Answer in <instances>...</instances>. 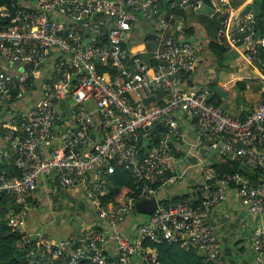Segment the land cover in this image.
Returning a JSON list of instances; mask_svg holds the SVG:
<instances>
[{
    "label": "built area",
    "instance_id": "2783aa9c",
    "mask_svg": "<svg viewBox=\"0 0 264 264\" xmlns=\"http://www.w3.org/2000/svg\"><path fill=\"white\" fill-rule=\"evenodd\" d=\"M0 1V62L17 69L11 74L0 70V118L19 122L14 130L17 136H4L5 157L15 174L0 173V199L6 196L9 201L8 213L6 217L0 214V221L23 234L27 242L41 243L48 255L68 259L69 264H159L156 251L147 243L162 241L194 248L207 263L227 264L206 210L226 201L228 180L217 181L211 170L205 171L204 180L216 188L202 203V210H194L186 201L168 207L158 204L146 221L137 224L132 238L123 236L118 227L139 201L127 199L120 208L101 205L116 167L128 169L137 183L144 184L140 201L155 196L149 185L174 172L182 116L195 124L198 138L219 160L240 161L260 173V181L253 184L238 175L232 181L240 186L238 209L262 221L251 241L254 264H261L264 66L259 76L260 103L245 116H234L216 102L210 103L207 89L188 91L197 58L190 42L181 38L183 18L170 17L159 23L155 48L146 59L126 48L138 21L156 14L152 0ZM189 7L196 11L201 2L178 0L179 9ZM215 7L233 12L230 0H219ZM221 26L230 47L247 49V63L264 50V37L255 36L251 16L234 23L225 20ZM98 65L113 72L100 75ZM37 89L39 97L32 107L21 113L13 110V92L17 91L16 99L21 102ZM161 94L163 105L145 103ZM157 124L163 132L155 131ZM153 137L157 144L140 154L141 143ZM51 173L61 189L79 187L98 216L96 228L72 240L75 244L54 243L26 229L31 196L39 181ZM10 206L17 213L9 211ZM108 242L114 244L113 259L104 253Z\"/></svg>",
    "mask_w": 264,
    "mask_h": 264
},
{
    "label": "crops",
    "instance_id": "0c3cea01",
    "mask_svg": "<svg viewBox=\"0 0 264 264\" xmlns=\"http://www.w3.org/2000/svg\"><path fill=\"white\" fill-rule=\"evenodd\" d=\"M212 2L218 5L217 0H212ZM230 2L233 12H227L223 21L228 20L234 23L245 16H251L254 22L255 17L252 13H245L243 10L248 5L256 6L255 0H230ZM158 5L161 8L163 2L160 1ZM161 14V11L157 10L155 15L158 19L154 18L146 23L138 21L125 45L131 53H140L146 59L149 51L155 48L156 38L159 35L160 25L158 23L165 20ZM154 24H156L157 30L155 33L153 31ZM189 27L192 29L191 33H187L184 29L181 38L193 46L197 58V68L188 91L195 88L207 89L210 96L215 97L214 101L234 116H244L252 112L262 97L259 76L264 63L261 58L255 54L251 62L247 63L244 57L247 49L243 45L232 48L227 44L226 53L217 59L209 50L208 45L211 38L205 28L196 21L190 22ZM150 34L151 38L148 39L147 36L149 37ZM152 37L154 38L152 39ZM44 68L46 70L47 65ZM0 69L9 73L17 71L14 67L2 65L1 62ZM39 83L40 80H37V85ZM38 89L33 90L34 93L27 95L21 102L15 103L13 110L21 113L32 107L38 100ZM164 101V96L159 95L146 99L145 103L152 105ZM89 108L92 110L93 105H89ZM179 126L182 137L181 140L175 142V169L172 176L169 174L168 178L163 180L161 186L156 190L157 200H170L183 195L197 197V193H200L202 198H206L216 188L213 184L205 182L204 177L205 171L220 160L198 138L194 123L181 116ZM18 128L17 120L12 121L7 117L0 118V164L7 168L12 164L5 157L7 149L4 136L6 134H10L12 137L17 136L14 130H18ZM30 200L26 220L27 231L41 233L54 243L71 239L79 240L87 235L93 225L99 221L83 191L79 187L61 189L53 173L39 181ZM0 208L7 211L9 208L8 199L4 204L0 203ZM132 217L131 215L127 216L118 227L120 232L128 238H132L137 224L147 219L140 220L139 217ZM135 221L139 222L135 225ZM209 222L218 238L227 264H251L253 260L251 241L262 227V221L253 219L245 211L238 209L234 191L228 193L223 204L209 211ZM101 226L110 233V228L105 222H102ZM104 251L111 257L115 254L114 244L108 242ZM261 264H264V259Z\"/></svg>",
    "mask_w": 264,
    "mask_h": 264
},
{
    "label": "trees",
    "instance_id": "16d2710c",
    "mask_svg": "<svg viewBox=\"0 0 264 264\" xmlns=\"http://www.w3.org/2000/svg\"><path fill=\"white\" fill-rule=\"evenodd\" d=\"M163 2V6L158 5L159 3ZM3 2V1H2ZM0 1V4H2ZM177 5H174V3ZM151 4L155 6L158 11H161V15L165 17V20H169L170 17H181L184 19L185 29L187 33H191V27H189V23L192 21H196L200 25H202L206 32L209 34L211 41L208 45L210 52H212L215 58H221L227 51V43L224 37L223 28L221 23L223 19L227 16V12L221 13L217 22L213 21L210 17L204 15H198L196 12L192 11V7H189L186 10L178 8V0H152ZM174 5V6H173ZM255 5L257 7V16L254 19L255 24V36L257 37H264V0H255ZM15 12V10H13ZM158 19L157 15H151L150 17L141 18L140 22L146 23L150 22L153 19ZM10 24V22H7ZM159 25V23H158ZM154 33L156 30V24H154ZM148 39L151 38V34ZM154 37H152L153 39ZM106 42V38L102 40V43ZM257 55L261 58L262 63H264V52L263 50L258 51ZM2 65H5L2 63ZM6 66V65H5ZM264 66V64H263ZM1 70V69H0ZM98 74L102 75L103 73H112L113 71L106 66L97 67ZM11 74V73H10ZM16 92H13L12 96L13 105L19 100L16 99ZM163 95V94H161ZM215 97L212 96L209 100L210 103H214ZM159 105H163L162 102ZM248 114V113H247ZM245 116V115H244ZM243 117V116H241ZM157 131V130H155ZM163 132L162 129L159 130ZM153 144H157V140L153 137L149 142L144 140L140 145V154H144L145 150L148 149ZM175 158V155H174ZM208 170L214 172L217 176V181L221 180H228V190L229 193L234 191L236 197V191L240 188V186L232 181V177L238 175L242 178L247 179L251 184L260 181V173L257 171H252L248 168L244 163L240 161H232L229 159H221L218 163L211 165ZM2 171L7 172V175H14V169L10 165L8 168L4 167L0 164V173ZM169 174L165 175L161 181L157 183H153L151 189L156 191L162 184V181L168 178ZM144 187L143 183H137L133 174L128 170L124 169L123 167H116L114 174L111 177L110 185L107 189V194L101 197V205L106 206L108 204L113 205L115 208H120V206L124 205L127 199L133 201H140L139 193L140 190ZM214 192V191H213ZM155 197V196H154ZM6 196H2L0 199V203L4 204L6 200ZM180 201L189 202L191 207L194 210H202V203L206 201V198H202L201 194L197 193V197L183 195L174 197L170 200H157V203L160 206L168 207ZM31 200L29 201V203ZM216 206H212L207 208V213ZM12 213H17L18 209L14 206H10ZM10 210V211H11ZM135 210V206H134ZM8 213V209L0 210V214L6 217ZM134 215L135 211L132 213ZM131 214V215H132ZM97 215V214H96ZM146 216V215H145ZM150 216V215H149ZM148 217V216H147ZM125 219V218H124ZM99 220V219H98ZM96 224L93 225L92 229L96 228ZM91 229V230H92ZM98 230L102 231V228H97ZM29 233V232H28ZM125 236V234H122ZM23 234H19L14 229L7 226L5 221H0V264H69V260L55 258L48 255L44 247L41 243L37 242L36 240L27 242L26 238L23 237ZM68 241H72L68 240ZM57 242V241H56ZM62 242V241H61ZM74 244L75 242L72 241ZM77 245V244H76ZM75 245V248H76ZM151 248L156 251L157 259L159 264H212L207 263L203 260V258L197 253L194 248L191 247H182L179 244H169L166 241H162L158 244L155 243H147ZM107 258L113 259L115 254L108 256L107 253L104 251ZM264 259V257H263ZM262 259V262H263ZM255 260V253L253 252V260L251 264H254ZM227 263V262H226ZM77 264H90L87 262H79Z\"/></svg>",
    "mask_w": 264,
    "mask_h": 264
},
{
    "label": "water",
    "instance_id": "95a60500",
    "mask_svg": "<svg viewBox=\"0 0 264 264\" xmlns=\"http://www.w3.org/2000/svg\"><path fill=\"white\" fill-rule=\"evenodd\" d=\"M196 2H201V7L196 10L198 15H204L210 17L213 21L218 20L221 12L216 9L215 4L212 0H194ZM243 12H251L253 17L257 15L256 6H246ZM161 128L160 124H157L155 130L159 131ZM158 203L156 197H151L150 199H143L135 204V212L139 215H151L157 209Z\"/></svg>",
    "mask_w": 264,
    "mask_h": 264
},
{
    "label": "rangeland",
    "instance_id": "374dc122",
    "mask_svg": "<svg viewBox=\"0 0 264 264\" xmlns=\"http://www.w3.org/2000/svg\"><path fill=\"white\" fill-rule=\"evenodd\" d=\"M217 2H218V0H217ZM192 11L196 12L194 9H193ZM46 72L48 73L47 75H49V71H48V69H47ZM131 216H133L132 218L139 217L140 220H142V219H146V217H147V216H145V215H138V216H137V214H136V215L132 214ZM138 222H139V221H135L134 224L136 225Z\"/></svg>",
    "mask_w": 264,
    "mask_h": 264
},
{
    "label": "bare ground",
    "instance_id": "6f19581e",
    "mask_svg": "<svg viewBox=\"0 0 264 264\" xmlns=\"http://www.w3.org/2000/svg\"><path fill=\"white\" fill-rule=\"evenodd\" d=\"M142 222V221H141Z\"/></svg>",
    "mask_w": 264,
    "mask_h": 264
}]
</instances>
